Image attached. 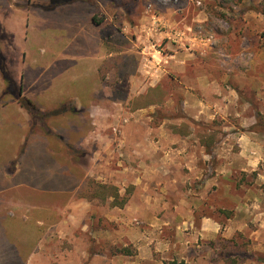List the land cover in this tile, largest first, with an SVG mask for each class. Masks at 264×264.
Wrapping results in <instances>:
<instances>
[{"label":"rangeland","instance_id":"rangeland-1","mask_svg":"<svg viewBox=\"0 0 264 264\" xmlns=\"http://www.w3.org/2000/svg\"><path fill=\"white\" fill-rule=\"evenodd\" d=\"M28 1L36 56L48 48L39 35L72 33L88 13L75 0ZM89 4L107 56L98 65L94 118L83 101L82 129H94L95 138L75 152L82 166L63 199L64 223L31 262L0 231V264H225L223 257L264 264V163L244 172L232 161L239 136L264 128L250 127L249 110L220 114L211 103L213 111L203 112L208 98L198 85L206 71L234 80L251 77L259 56L264 62L255 51L264 43V0ZM69 116L50 122L68 127ZM99 184L117 188L127 204L96 197ZM215 224L219 233H207Z\"/></svg>","mask_w":264,"mask_h":264},{"label":"crops","instance_id":"crops-1","mask_svg":"<svg viewBox=\"0 0 264 264\" xmlns=\"http://www.w3.org/2000/svg\"><path fill=\"white\" fill-rule=\"evenodd\" d=\"M78 2V11L88 12L84 23L72 33L39 35L48 48L36 56L28 33L31 2L0 0V231L5 232L9 249L29 262L49 232L64 223L63 199L75 191V167L82 166L76 163L75 152L95 138L94 129H82L83 101L85 116L94 118L98 65L107 56L90 0L73 1ZM257 46L256 53H264V43ZM260 60L259 56L251 68V77L217 79L206 71L198 83L208 98L201 102L203 112L213 111L212 103L220 114L249 110L253 113L250 127L257 125L258 116L264 119V62ZM64 111L71 114L68 127L51 124V117L60 118ZM237 144L239 153L232 161L241 171L255 172L264 163V129L241 134ZM218 227L213 225L207 233L216 235Z\"/></svg>","mask_w":264,"mask_h":264},{"label":"trees","instance_id":"trees-1","mask_svg":"<svg viewBox=\"0 0 264 264\" xmlns=\"http://www.w3.org/2000/svg\"><path fill=\"white\" fill-rule=\"evenodd\" d=\"M122 8L125 11L129 12V10H130V3L123 4L122 5ZM257 121H258L257 127L262 126L264 128V119H263V117L261 115L258 116ZM206 146L209 147L208 146V143L206 144ZM209 154H211V153L209 152ZM97 188H98V191H97V193L95 195L96 197L102 196L100 198H103V200H105V201L107 199H113V205L114 206H117L119 208H123L127 204V199H123L122 200L120 198V194H119V191H118L117 188H115V187H109V186L101 185V184H99L97 186ZM104 191H109L110 193L108 195H104L105 194ZM247 257H249V256H247ZM244 258H246V257H244ZM222 260L225 262V264H239L237 260L230 259V257L229 258L223 257ZM258 261L264 263V259H258ZM166 264H189V263H187L184 260H181V261H179V260H172V261L166 262Z\"/></svg>","mask_w":264,"mask_h":264},{"label":"built area","instance_id":"built-area-1","mask_svg":"<svg viewBox=\"0 0 264 264\" xmlns=\"http://www.w3.org/2000/svg\"><path fill=\"white\" fill-rule=\"evenodd\" d=\"M163 3H170L171 2V0H161Z\"/></svg>","mask_w":264,"mask_h":264}]
</instances>
